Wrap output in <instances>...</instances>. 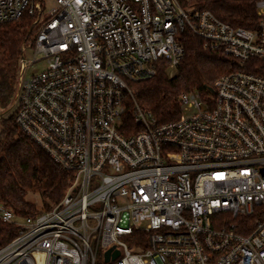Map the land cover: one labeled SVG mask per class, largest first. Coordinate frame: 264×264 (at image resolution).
Here are the masks:
<instances>
[{
  "label": "built area",
  "instance_id": "1",
  "mask_svg": "<svg viewBox=\"0 0 264 264\" xmlns=\"http://www.w3.org/2000/svg\"><path fill=\"white\" fill-rule=\"evenodd\" d=\"M198 4L0 0V26L29 16L35 28L16 124L73 174L37 217L0 202L18 230L0 264H264V76L246 70L264 62V0L250 28ZM186 32L235 69L205 93L182 92L180 117L159 124L133 85L162 61L175 71Z\"/></svg>",
  "mask_w": 264,
  "mask_h": 264
},
{
  "label": "trees",
  "instance_id": "2",
  "mask_svg": "<svg viewBox=\"0 0 264 264\" xmlns=\"http://www.w3.org/2000/svg\"><path fill=\"white\" fill-rule=\"evenodd\" d=\"M198 8L212 12L235 27L250 28L257 23L256 0H198ZM33 18L0 26V202L18 217H37L64 198L73 174L57 165L49 154L18 127L12 112L22 47L34 40ZM185 56L171 75L169 63H159L158 74L149 81L135 83L136 102L150 112L159 124L177 120L182 112V92L205 93L223 75L233 71L234 63L221 50L205 49L200 38L183 34ZM247 71L264 76V62ZM38 194L39 209L28 199ZM17 227L0 220V249L17 235Z\"/></svg>",
  "mask_w": 264,
  "mask_h": 264
},
{
  "label": "rangeland",
  "instance_id": "3",
  "mask_svg": "<svg viewBox=\"0 0 264 264\" xmlns=\"http://www.w3.org/2000/svg\"><path fill=\"white\" fill-rule=\"evenodd\" d=\"M41 68H42L41 65H36L34 70H39L40 71ZM174 73H175V71H172L171 75H174ZM12 112H13V109H12ZM28 199L30 201H32L33 203H35L39 209L42 208V201H41V198H40V196L38 194H30L28 196Z\"/></svg>",
  "mask_w": 264,
  "mask_h": 264
},
{
  "label": "water",
  "instance_id": "4",
  "mask_svg": "<svg viewBox=\"0 0 264 264\" xmlns=\"http://www.w3.org/2000/svg\"><path fill=\"white\" fill-rule=\"evenodd\" d=\"M118 255H119V253L116 252V253H115V256H118ZM109 257H110V256H109V253H108V254H107V259H109Z\"/></svg>",
  "mask_w": 264,
  "mask_h": 264
}]
</instances>
